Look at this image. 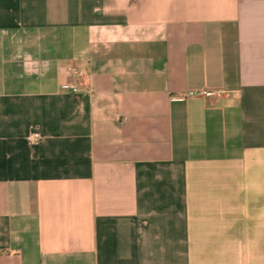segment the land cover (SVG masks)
Segmentation results:
<instances>
[{
    "label": "crops",
    "instance_id": "1",
    "mask_svg": "<svg viewBox=\"0 0 264 264\" xmlns=\"http://www.w3.org/2000/svg\"><path fill=\"white\" fill-rule=\"evenodd\" d=\"M0 264H264V0H0Z\"/></svg>",
    "mask_w": 264,
    "mask_h": 264
},
{
    "label": "built area",
    "instance_id": "2",
    "mask_svg": "<svg viewBox=\"0 0 264 264\" xmlns=\"http://www.w3.org/2000/svg\"><path fill=\"white\" fill-rule=\"evenodd\" d=\"M61 89L72 94L78 92V87L74 82H67L61 86ZM210 95V92L207 90H188L182 94L173 96L174 100H185L188 98L202 97L207 98ZM41 139V136L38 132H31L27 135L26 140L29 144H36Z\"/></svg>",
    "mask_w": 264,
    "mask_h": 264
}]
</instances>
